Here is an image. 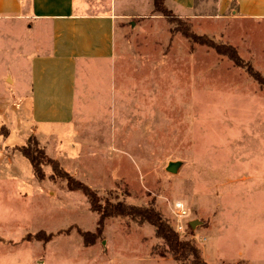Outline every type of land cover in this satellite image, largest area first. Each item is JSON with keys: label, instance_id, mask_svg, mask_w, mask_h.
<instances>
[{"label": "rangeland", "instance_id": "rangeland-1", "mask_svg": "<svg viewBox=\"0 0 264 264\" xmlns=\"http://www.w3.org/2000/svg\"><path fill=\"white\" fill-rule=\"evenodd\" d=\"M217 1L196 0L195 16L180 22L151 12L121 23L115 105L61 126L76 132L79 152L60 163L102 201L153 204L173 227L183 202L190 214L180 237L208 264H264V86L184 32L235 46L264 77V19L220 13ZM15 68L0 59V91L14 87L6 76ZM22 158L24 183L11 174L0 182V264H181L153 225L130 217L107 218L86 246L79 230L95 232L99 219L86 194L53 177L51 165L39 180ZM41 230L52 239L33 237Z\"/></svg>", "mask_w": 264, "mask_h": 264}, {"label": "crops", "instance_id": "crops-1", "mask_svg": "<svg viewBox=\"0 0 264 264\" xmlns=\"http://www.w3.org/2000/svg\"><path fill=\"white\" fill-rule=\"evenodd\" d=\"M165 2L180 17L196 14V0ZM216 7L235 18L264 19V0H218ZM153 10L154 0H0V38L5 42L0 59L16 65L15 77L6 76L14 87L0 91V129L9 131L0 133V182L8 184L11 174L24 183L23 154L12 150L22 144L14 137L25 144L35 135L46 153L61 162L63 155L79 152L71 126L85 122L87 110L115 105L121 23ZM61 126L70 130L62 135Z\"/></svg>", "mask_w": 264, "mask_h": 264}, {"label": "trees", "instance_id": "trees-1", "mask_svg": "<svg viewBox=\"0 0 264 264\" xmlns=\"http://www.w3.org/2000/svg\"><path fill=\"white\" fill-rule=\"evenodd\" d=\"M153 12H159L165 17H168L173 22H180V16L175 14L166 5L165 0H154ZM185 35L192 38L194 41L206 44L213 47L219 54L229 57L237 66L242 67L254 80L261 86H264V77L254 68L251 62L245 61L239 54L237 48L231 44L217 43L205 36L198 35L189 29L184 30ZM8 135L9 131L6 127L0 129V133ZM19 150L26 156L34 169V173L39 180L46 178L45 165H51L53 169V177H59L66 180L70 190H81L86 194L90 201L91 209L99 214L97 230L91 232L88 230H79L83 237L84 244L90 246L96 243L97 239L104 231L105 221L109 217H130L139 223H149L156 229V236L163 239L169 252L181 264H208L201 253L200 248L191 240L183 239L175 228L163 218L161 212L150 205H136L127 203L123 200L115 202L109 199L102 201L97 191L91 188L88 184L76 178L70 172L66 171L59 160L50 157L45 148L40 145L39 140L35 135L29 138V142L19 146ZM36 239L49 241L53 235H47L44 231H39L33 235Z\"/></svg>", "mask_w": 264, "mask_h": 264}, {"label": "built area", "instance_id": "built-area-1", "mask_svg": "<svg viewBox=\"0 0 264 264\" xmlns=\"http://www.w3.org/2000/svg\"><path fill=\"white\" fill-rule=\"evenodd\" d=\"M175 221H174V227L175 230L180 233V231H186V227H187V223L189 222V220L187 222H185V218L189 216L190 214V208L187 207L183 202L178 201L175 202Z\"/></svg>", "mask_w": 264, "mask_h": 264}, {"label": "water", "instance_id": "water-1", "mask_svg": "<svg viewBox=\"0 0 264 264\" xmlns=\"http://www.w3.org/2000/svg\"><path fill=\"white\" fill-rule=\"evenodd\" d=\"M177 164H172L171 166H170V168L172 169V170H176V168H177ZM195 223L194 222H191V225L193 226Z\"/></svg>", "mask_w": 264, "mask_h": 264}]
</instances>
